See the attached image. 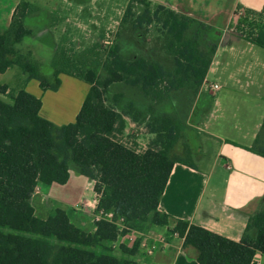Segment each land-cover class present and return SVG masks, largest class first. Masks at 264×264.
I'll list each match as a JSON object with an SVG mask.
<instances>
[{
  "label": "trees",
  "instance_id": "trees-1",
  "mask_svg": "<svg viewBox=\"0 0 264 264\" xmlns=\"http://www.w3.org/2000/svg\"><path fill=\"white\" fill-rule=\"evenodd\" d=\"M38 12L30 2L16 5L9 25L0 31V73L16 66L42 92L57 91L64 73L88 84V90L74 119L58 125L40 115L41 97L25 87L9 92L0 84V264H140L129 258L139 251V240L112 246L125 232L114 221L95 220L94 230L88 231L58 207L44 218L36 215L31 203L35 188L65 184L70 170L93 182L95 212L111 211L114 219L140 232L167 227L183 238L184 247L196 250L198 264H251L257 252L264 254V209L248 217L238 241L158 209L173 164L194 165L189 157L172 154L190 126L153 111L179 92L196 97L218 46L215 28L160 3L127 0L116 36H144L154 29L156 56L128 59L115 39L99 47L103 59L98 65L85 69L79 61L69 70L68 58L60 56L51 74L44 75L32 52L18 47L32 33L26 20ZM237 18L234 29L264 49V4L258 12L243 9ZM116 84L134 89L146 101V112L132 102L117 108L123 94L109 97ZM128 123L150 135L142 151L118 137ZM246 149L264 157V116L254 144Z\"/></svg>",
  "mask_w": 264,
  "mask_h": 264
},
{
  "label": "crops",
  "instance_id": "crops-1",
  "mask_svg": "<svg viewBox=\"0 0 264 264\" xmlns=\"http://www.w3.org/2000/svg\"><path fill=\"white\" fill-rule=\"evenodd\" d=\"M20 1L31 4L36 2L0 0V31L9 25L12 13ZM149 1L211 24L219 41L205 79L209 82V74L216 72L218 68L223 73L222 85H218L215 88L217 90L212 91L203 84L200 86L188 114L191 123L186 122L198 135L203 136L206 145L214 147L213 162L207 169L199 167L195 161L200 160L202 154L198 151L190 155L194 168L175 162L160 197L158 209L172 219L187 220L238 241L248 217L255 211L264 209V157L246 149L254 144L264 116V61H261L259 52L252 48L258 46L246 41L243 36L238 41L231 40L227 32L234 29L237 23L238 16L234 15L237 10L250 9L258 12L264 0ZM31 30L32 35L33 29ZM140 37V34L136 37L137 43ZM26 45L30 46L28 49L32 55L41 62L37 47ZM21 51L24 52V48ZM219 51H223L221 59L217 58ZM136 55L143 54L136 53L134 56ZM59 78L61 80V74ZM245 87L252 91L249 92ZM1 97L4 99V95ZM206 102L210 103L208 107ZM224 103L229 105L228 115L221 120H215V115L211 119L209 108L217 110ZM70 178L71 170L68 181ZM54 185L58 184H51L45 190L39 188L32 198L41 196L40 201L46 205V201L61 203L63 197L54 189ZM85 188L93 192V182L87 179ZM33 206L36 212V206ZM65 211L79 227L94 230V218L87 209L80 212L75 204V208ZM172 225L170 223L169 227ZM150 233L155 238L163 235L153 229ZM157 244V249L151 255L138 251L133 255V260L140 264H198L196 250L191 246L184 247L183 238L178 234L173 233L169 238L165 237L164 242ZM263 261L264 255L257 252L251 264H262Z\"/></svg>",
  "mask_w": 264,
  "mask_h": 264
},
{
  "label": "rangeland",
  "instance_id": "rangeland-1",
  "mask_svg": "<svg viewBox=\"0 0 264 264\" xmlns=\"http://www.w3.org/2000/svg\"><path fill=\"white\" fill-rule=\"evenodd\" d=\"M32 3L34 6L39 7V12L33 13L25 24L33 29V34L25 37L23 44H18V47L20 49L24 48L25 52L30 47L26 44L37 47V54L41 60L40 71L44 75L51 74L53 66L58 62L60 56L68 58L71 64L68 63L69 65L66 64L65 66L69 70L74 68L73 65L79 61L85 69L98 65L103 59L99 53V47L108 46L115 39L120 45V53L128 59L133 58L136 53L145 56H156L154 29L141 36L138 39L139 43L136 41V37L139 35L138 32L116 36L118 23L126 7L127 0H36ZM252 48L259 52L261 61H264L262 59L264 58V49L260 47ZM222 52L219 51V57L217 58L221 59ZM33 58L37 60L36 57ZM96 70L99 71L98 66ZM74 71L77 72V69ZM60 74L61 84L57 92L50 90L42 92L37 81L35 79L26 81V74L16 66L0 73V84H6L9 92L27 87L25 88L27 91L41 97L40 115L60 125L74 119L88 90V84L82 80L68 74ZM222 75L221 69L218 68L216 72L213 71L209 74L208 83H216L217 86H221ZM244 89L249 92L252 91L249 87ZM116 92L123 94L117 108H123L128 102H132L137 110L143 113L146 112V101L134 89H128L123 84H116L112 87L109 97L111 98L112 94ZM6 96L4 95V99L8 100ZM207 97L210 98L209 95ZM193 100L188 92H179L173 95L169 102L157 106L153 113L162 116L170 115L185 123H191L188 114L191 111ZM206 104L207 107L210 105L208 102ZM229 109V105L224 103L217 110L209 108L208 114L211 119L215 115V120H221V118L228 115ZM118 137L127 144L131 143V146L138 151L145 149L150 139V135L145 134L142 129L137 128L132 123H128L124 133ZM197 151L202 154V157L200 160L194 161L202 169H207L213 162L214 147L206 145L203 136L198 135L190 127L182 133L173 148L172 154L178 158L187 159L188 157L191 158L190 155L196 154ZM186 152H189V154H186ZM86 183L87 179L84 176L77 175L71 170V178L66 184L54 185V189L63 197L61 203L46 201V205L40 201L41 196L32 198L31 203L36 206V215L44 218L54 207H61L69 211L75 208V204H80L83 198H86L89 203H93L95 193L85 188ZM39 202L41 203L39 204ZM77 210L82 212L83 206H80ZM71 221L78 225L73 218H71ZM153 230L163 233L166 238L172 235L167 227L157 226L153 227ZM112 252L117 256L122 255L118 249H113ZM129 258L133 259V256H129ZM262 264H264V261Z\"/></svg>",
  "mask_w": 264,
  "mask_h": 264
},
{
  "label": "built area",
  "instance_id": "built-area-1",
  "mask_svg": "<svg viewBox=\"0 0 264 264\" xmlns=\"http://www.w3.org/2000/svg\"><path fill=\"white\" fill-rule=\"evenodd\" d=\"M242 10H238L237 16L241 15ZM206 88H211L215 89L217 88V84H210L208 81L204 78L203 83H202ZM128 145H131V143H128ZM138 151V150H136ZM39 190L38 187L35 188V192ZM95 193V192H94ZM95 198L93 199V203H89L86 198L82 199V202L80 204H76V208L78 209L80 206H83V209H87L93 216L94 221L99 220L101 218H104L108 221H114L118 227L119 232L124 233L120 234L118 239L112 243V246L115 248L117 247L120 243H126V244H132L136 239L139 240V251L143 252L146 255H151L158 246V242H164L165 241V236H153L150 231L148 232H140L134 229H129L123 224L122 218H116L114 219V214L113 212H95V206L97 203V197L98 194L95 193ZM174 234H177L176 232Z\"/></svg>",
  "mask_w": 264,
  "mask_h": 264
},
{
  "label": "water",
  "instance_id": "water-1",
  "mask_svg": "<svg viewBox=\"0 0 264 264\" xmlns=\"http://www.w3.org/2000/svg\"><path fill=\"white\" fill-rule=\"evenodd\" d=\"M229 38L234 41H238L241 36H243L242 32L235 30V29H229L227 32Z\"/></svg>",
  "mask_w": 264,
  "mask_h": 264
}]
</instances>
